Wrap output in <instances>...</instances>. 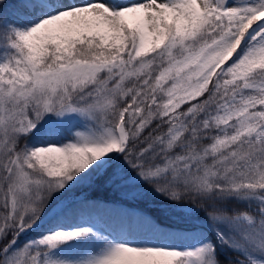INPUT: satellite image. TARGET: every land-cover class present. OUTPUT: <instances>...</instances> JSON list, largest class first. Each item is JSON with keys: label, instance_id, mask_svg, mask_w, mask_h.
Wrapping results in <instances>:
<instances>
[{"label": "snow or ice", "instance_id": "1", "mask_svg": "<svg viewBox=\"0 0 264 264\" xmlns=\"http://www.w3.org/2000/svg\"><path fill=\"white\" fill-rule=\"evenodd\" d=\"M0 264H264V0H0Z\"/></svg>", "mask_w": 264, "mask_h": 264}, {"label": "trees", "instance_id": "2", "mask_svg": "<svg viewBox=\"0 0 264 264\" xmlns=\"http://www.w3.org/2000/svg\"><path fill=\"white\" fill-rule=\"evenodd\" d=\"M85 194H89V193L86 192ZM97 194H98V195H104L105 193H104L103 191H101L100 193H97ZM107 194H108L109 196L114 195V194H112L111 192H109V193H107ZM159 207H162V206H161V205L152 204V205H149V206H148V209H149L150 211H152L153 215H155V216H160V218L163 219V216H161V214H160L159 212L156 211V209H158ZM172 219L174 220L175 217H173ZM164 222H165V223H169L170 221L167 220V219H165ZM27 238H30V237H24V239H27Z\"/></svg>", "mask_w": 264, "mask_h": 264}, {"label": "rangeland", "instance_id": "3", "mask_svg": "<svg viewBox=\"0 0 264 264\" xmlns=\"http://www.w3.org/2000/svg\"><path fill=\"white\" fill-rule=\"evenodd\" d=\"M28 239V238H27Z\"/></svg>", "mask_w": 264, "mask_h": 264}]
</instances>
